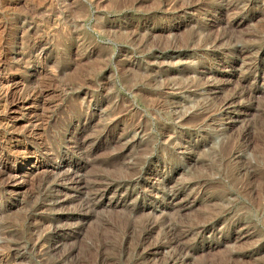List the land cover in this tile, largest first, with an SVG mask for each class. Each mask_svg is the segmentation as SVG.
<instances>
[{
    "label": "rangeland",
    "instance_id": "1",
    "mask_svg": "<svg viewBox=\"0 0 264 264\" xmlns=\"http://www.w3.org/2000/svg\"><path fill=\"white\" fill-rule=\"evenodd\" d=\"M0 264H264V0H0Z\"/></svg>",
    "mask_w": 264,
    "mask_h": 264
},
{
    "label": "bare ground",
    "instance_id": "2",
    "mask_svg": "<svg viewBox=\"0 0 264 264\" xmlns=\"http://www.w3.org/2000/svg\"><path fill=\"white\" fill-rule=\"evenodd\" d=\"M35 155V154H34ZM11 171H12V179H14V176H16V175H20V171H17L16 169H11ZM24 173V172H23ZM6 174V173H5ZM4 175V174H3ZM8 175V174H7ZM10 177V176H9ZM8 177V178H9ZM11 178V177H10ZM21 178V177H20ZM19 179V178H18Z\"/></svg>",
    "mask_w": 264,
    "mask_h": 264
}]
</instances>
